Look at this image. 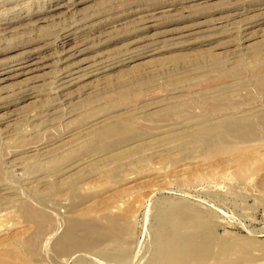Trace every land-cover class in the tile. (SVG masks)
Listing matches in <instances>:
<instances>
[{
  "label": "rangeland",
  "instance_id": "obj_1",
  "mask_svg": "<svg viewBox=\"0 0 264 264\" xmlns=\"http://www.w3.org/2000/svg\"><path fill=\"white\" fill-rule=\"evenodd\" d=\"M243 114L264 0H0V264H264V122L179 135ZM159 226L184 243L162 263Z\"/></svg>",
  "mask_w": 264,
  "mask_h": 264
},
{
  "label": "bare ground",
  "instance_id": "obj_2",
  "mask_svg": "<svg viewBox=\"0 0 264 264\" xmlns=\"http://www.w3.org/2000/svg\"><path fill=\"white\" fill-rule=\"evenodd\" d=\"M27 66H29V64L25 65V67H27ZM25 67H19V69H23ZM256 90L263 93L262 87L257 88ZM259 118L257 116L256 117L246 116V114H243V115L238 116V117H235L232 115H226V116L220 118V120L216 124L213 123V125H211L212 127H210V128L205 127L203 129L199 128L196 130H194L193 128H187L188 130L181 131L179 135H181L182 137H190L194 141L198 142L202 147H206V146H204V145H206V143L204 144L205 141L206 142L213 141L214 139H219V138H221L227 134L240 135V134H242V130L249 129V128L254 127V126H256V128H257V126H261L262 122H264V119H261V118L259 119ZM134 133H136L135 123L130 119H125V120H120V121H118L114 124H111V125H106V126L99 127L98 129L90 130L89 134L91 136L92 143L96 146V149L99 152H105L111 147V146H109V143L111 141H117L118 138L124 134H134ZM164 134H166L165 136H167V132ZM177 135L178 134L176 133L175 136L177 137ZM155 138L156 139L152 140V141H159L160 142V140H161L160 138H157V137H155ZM142 139L143 138H141L140 140H142ZM161 141H163V140H161ZM206 149H208V148H206ZM84 151L88 152V151H90V149L87 148V149H84ZM88 158H91V157H88ZM87 163H88V161H87ZM92 163H93V161H92ZM93 166H95V165H93ZM46 184H47V182H46ZM159 227H160L158 229L159 235L157 234L158 236L155 240V243H156L155 244V254H156V256H158L157 257L158 260H160L162 263L164 261H168V259L173 257L174 255L179 257L181 252H182V248L184 247L183 246L184 243H182L180 241L181 237L178 235V233H174V232L170 233L169 230L164 229L163 226H159ZM66 235L67 236H66V238H64V240H71L73 243L75 242V239L73 238V234L71 235L68 233ZM179 238H180V240H179ZM192 240H194V239H192ZM80 256H82V255H80Z\"/></svg>",
  "mask_w": 264,
  "mask_h": 264
}]
</instances>
